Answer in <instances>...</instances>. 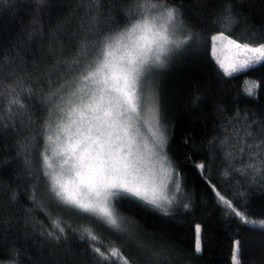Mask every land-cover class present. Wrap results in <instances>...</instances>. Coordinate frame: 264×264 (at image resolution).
Instances as JSON below:
<instances>
[{
	"label": "trees",
	"instance_id": "1",
	"mask_svg": "<svg viewBox=\"0 0 264 264\" xmlns=\"http://www.w3.org/2000/svg\"><path fill=\"white\" fill-rule=\"evenodd\" d=\"M171 3L182 8L187 22L202 36L195 46L179 50L155 79L167 128L166 152L180 173L181 191L175 194L180 199L173 211L163 215L125 204L120 211L135 221V239L92 225L98 241L82 240L79 233L69 231L57 244L47 236L54 219L75 227L86 222L50 199L40 174L41 146L33 139L27 152L18 147L28 130L0 127V260L4 264L13 259L16 264H123L111 257L101 262L90 243L106 255L113 245L119 247L130 264H232L237 240L242 264H264V230L243 224L216 195H223L251 219L264 220V180L239 171L248 161L246 144L264 140V66L227 77L212 55L211 41L224 27L219 13L226 5H231L236 20L225 35L253 43L264 39V0ZM50 4L37 17L33 0H15L10 8L0 3V62L5 53L17 56L18 75L37 91L35 100L21 96L38 121L43 119L40 100L49 91V49L62 41L66 55L74 52L83 34L80 25L87 22L76 0H50ZM37 18L43 31L29 37ZM59 75H53L54 82ZM253 85L259 87L249 96L247 90ZM3 106L0 102V111ZM0 120L7 123V114ZM250 122L254 134L245 137L243 130ZM31 132H37L35 124ZM242 146L243 154L238 150ZM197 225L201 254L195 253ZM137 241L144 247H138Z\"/></svg>",
	"mask_w": 264,
	"mask_h": 264
},
{
	"label": "snow or ice",
	"instance_id": "2",
	"mask_svg": "<svg viewBox=\"0 0 264 264\" xmlns=\"http://www.w3.org/2000/svg\"><path fill=\"white\" fill-rule=\"evenodd\" d=\"M76 2L83 7L82 19L87 22L80 25L83 34L74 52L66 55L62 41L59 47L49 49V91L40 100L42 120H37L36 112L21 96L24 93L27 99L35 100L37 91L18 75L17 56L3 54L0 102L4 106L0 117L6 113L8 122L0 120V127L28 130L18 147L27 152L33 139L41 146L40 174L50 199L62 211L86 222L75 227L67 220L54 219L52 230L47 233L51 240L58 244L71 231L79 233L82 240L98 241L100 237L92 225L132 240L136 236L135 221L120 209L127 204L170 215L176 203L175 193L181 191L180 173L166 152L167 128L161 119L155 79L179 50L195 46L202 36L187 22L182 8L171 0ZM0 3L10 8L15 0ZM33 5L37 17L51 6L50 0H33ZM235 20L231 5H226L219 13L224 27L211 37L212 55L227 77L264 66V39L253 43L225 35ZM41 24V19H34L33 30L27 35L40 34ZM218 45L231 55L225 59L217 56ZM57 73L59 80L54 82L52 77ZM258 87L253 85L247 94L253 96V88ZM34 124L35 134L31 132ZM251 124L243 130L245 137L254 134ZM262 144L264 140L246 144L248 161L239 170L253 180H264ZM238 150L245 153L243 146ZM198 167L204 170L205 165ZM216 195L243 224L264 230V220L251 219L223 195ZM32 202L36 203L34 194ZM200 232L197 225L196 254L203 251ZM137 244L144 247L142 242ZM89 247L101 262L111 257L130 264L115 245L107 255L94 243ZM240 252V241H234L232 264H242ZM0 264L4 261L0 260ZM10 264H16L15 260Z\"/></svg>",
	"mask_w": 264,
	"mask_h": 264
},
{
	"label": "rangeland",
	"instance_id": "3",
	"mask_svg": "<svg viewBox=\"0 0 264 264\" xmlns=\"http://www.w3.org/2000/svg\"><path fill=\"white\" fill-rule=\"evenodd\" d=\"M218 34V33H217ZM216 34V35H217ZM216 55L219 56L221 59H225L226 57L230 56L231 53L229 51H227L226 49H221L218 45L217 47V52ZM145 133H146V137L150 136V133H148L147 129H145ZM175 173H173V178H174ZM171 188V185H170ZM176 194V193H175ZM180 198L178 197V199L176 198V201L179 200ZM176 205V203L174 204V206Z\"/></svg>",
	"mask_w": 264,
	"mask_h": 264
}]
</instances>
